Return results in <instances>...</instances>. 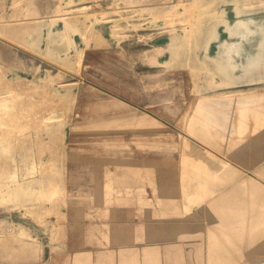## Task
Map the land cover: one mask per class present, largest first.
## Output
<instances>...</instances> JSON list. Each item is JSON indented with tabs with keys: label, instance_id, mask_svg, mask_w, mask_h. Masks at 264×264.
<instances>
[{
	"label": "rangeland",
	"instance_id": "rangeland-1",
	"mask_svg": "<svg viewBox=\"0 0 264 264\" xmlns=\"http://www.w3.org/2000/svg\"><path fill=\"white\" fill-rule=\"evenodd\" d=\"M158 98L182 113L167 119L173 143L194 139L184 116L212 98L264 118V0H0V264H48L70 204L110 181L102 157L130 140L157 148L154 130L116 118L158 113ZM262 244L215 264H264Z\"/></svg>",
	"mask_w": 264,
	"mask_h": 264
},
{
	"label": "crops",
	"instance_id": "crops-1",
	"mask_svg": "<svg viewBox=\"0 0 264 264\" xmlns=\"http://www.w3.org/2000/svg\"><path fill=\"white\" fill-rule=\"evenodd\" d=\"M134 79L133 85L146 88L145 77ZM116 80L124 85L129 78L118 74ZM157 101L158 113L123 111L116 118L127 124L126 130L118 128L122 131L154 130L157 148L130 140L118 144L110 160L102 157L112 170L110 181L96 175L101 190L93 184L86 203L70 204L63 248L48 264L245 262L247 247L263 245L264 118L259 106L248 107L242 98H212L206 110L195 105L184 116L194 139L173 143L167 141V119L177 120L181 111L167 112L166 98ZM248 198L260 199V207Z\"/></svg>",
	"mask_w": 264,
	"mask_h": 264
}]
</instances>
